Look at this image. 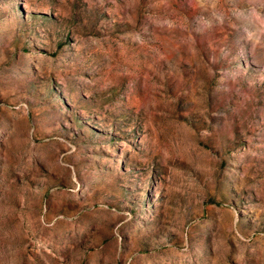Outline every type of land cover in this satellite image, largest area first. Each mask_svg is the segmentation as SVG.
<instances>
[{
  "label": "rangeland",
  "instance_id": "374dc122",
  "mask_svg": "<svg viewBox=\"0 0 264 264\" xmlns=\"http://www.w3.org/2000/svg\"><path fill=\"white\" fill-rule=\"evenodd\" d=\"M0 264H264V0H0Z\"/></svg>",
  "mask_w": 264,
  "mask_h": 264
}]
</instances>
